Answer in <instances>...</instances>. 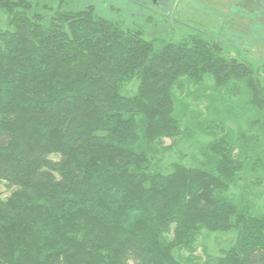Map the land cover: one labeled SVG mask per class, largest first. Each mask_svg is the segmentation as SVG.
Returning a JSON list of instances; mask_svg holds the SVG:
<instances>
[{
    "label": "trees",
    "instance_id": "obj_1",
    "mask_svg": "<svg viewBox=\"0 0 264 264\" xmlns=\"http://www.w3.org/2000/svg\"><path fill=\"white\" fill-rule=\"evenodd\" d=\"M113 3L0 0V264H264V63Z\"/></svg>",
    "mask_w": 264,
    "mask_h": 264
},
{
    "label": "rangeland",
    "instance_id": "obj_2",
    "mask_svg": "<svg viewBox=\"0 0 264 264\" xmlns=\"http://www.w3.org/2000/svg\"><path fill=\"white\" fill-rule=\"evenodd\" d=\"M89 2L96 4H105V6L112 5L117 7L116 0H88ZM105 2V3H104ZM140 7H142L140 5ZM144 8V7H142ZM165 8V7H164ZM196 8V9H195ZM261 14L264 12V4L259 9ZM157 11H161V9H157ZM166 15L171 17V24L175 26L176 32L178 34H184L188 31L194 29H210L213 35L223 41V46L227 49L229 54L237 55V56H248V58L257 64L264 63V16L262 18H255L251 25H253L251 30L242 31L241 29H237L238 23L228 22V24H224L222 20L210 21L208 16H202L199 14H205L202 9L198 7H194L188 3H182L180 7H175V5H170L169 7L165 8ZM189 13L191 16L185 17L183 13ZM164 14V13H163ZM177 14H179L178 19L181 22L175 23L173 20L177 21ZM187 16V15H186ZM184 20H189V22H184ZM212 24V26H210ZM243 25L244 24H239ZM171 26V25H170ZM239 27V26H238ZM161 31H165L162 29ZM165 144H168L169 141L165 140ZM2 190H4L2 188ZM262 194H264L262 192ZM7 193L4 191L3 196L5 197ZM213 246V245H212ZM196 255H200V250L197 251Z\"/></svg>",
    "mask_w": 264,
    "mask_h": 264
},
{
    "label": "flooded vegetation",
    "instance_id": "obj_3",
    "mask_svg": "<svg viewBox=\"0 0 264 264\" xmlns=\"http://www.w3.org/2000/svg\"><path fill=\"white\" fill-rule=\"evenodd\" d=\"M140 5L147 11H157L161 9V13L165 11V8L170 5L180 7L181 4L188 3L198 8L207 9L212 12L221 13L227 16L229 13H233L236 18L241 21L248 20L249 15H253L254 19L260 12L261 6L264 4V0H138ZM165 7V8H164ZM237 8H241L240 10ZM241 12V14H240ZM246 18V19H245ZM250 18V17H249Z\"/></svg>",
    "mask_w": 264,
    "mask_h": 264
}]
</instances>
